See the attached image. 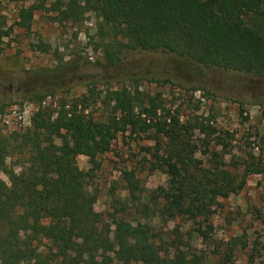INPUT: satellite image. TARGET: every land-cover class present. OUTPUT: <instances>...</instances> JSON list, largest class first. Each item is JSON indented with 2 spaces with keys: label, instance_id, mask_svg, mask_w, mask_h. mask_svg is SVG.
Returning a JSON list of instances; mask_svg holds the SVG:
<instances>
[{
  "label": "rangeland",
  "instance_id": "obj_1",
  "mask_svg": "<svg viewBox=\"0 0 264 264\" xmlns=\"http://www.w3.org/2000/svg\"><path fill=\"white\" fill-rule=\"evenodd\" d=\"M50 1L0 0V31L5 33L0 37V135L29 127L38 108H49L53 121L63 102L80 103L84 114L104 120L113 110L110 92L120 88L137 89L146 101L159 98L179 117L173 143L185 148V166L210 213L195 218L162 213L166 195L172 200L178 191L165 172L151 170L152 152L165 155L173 145L152 128L118 132L93 164L83 154L76 157L80 170L93 169L95 210L108 222L112 212L146 225L166 255L181 250L201 256L204 264L226 263L227 256L229 264H264V77L203 66L160 50L126 49L108 65L98 43L100 30L107 29L101 18L85 11L77 21L56 19ZM34 3L43 7L34 10L29 26L17 25L19 10ZM40 42L49 50L40 51ZM47 87L52 92L41 101L30 100L33 89L46 92ZM199 122L205 132L195 127ZM7 163L20 171L15 156ZM0 177L9 184L4 173Z\"/></svg>",
  "mask_w": 264,
  "mask_h": 264
},
{
  "label": "trees",
  "instance_id": "obj_2",
  "mask_svg": "<svg viewBox=\"0 0 264 264\" xmlns=\"http://www.w3.org/2000/svg\"><path fill=\"white\" fill-rule=\"evenodd\" d=\"M42 7L34 3L21 8L16 24L28 27L34 10ZM49 10L56 19L71 21L85 11L96 13L107 27L100 30L98 43L108 65L119 61L126 49L160 50L203 66L264 77V0H52ZM36 46L42 52L50 48L43 42ZM49 87L46 92L33 89L30 100L41 101L52 92ZM110 99L113 110L104 120L84 114L80 103L63 102L53 121L49 108H38L29 127L0 135V173L9 180L7 184L0 177V264H204L201 256L181 250L161 253L146 225L112 212L108 222L95 210L93 169L80 170L76 157L83 154L93 164L118 132L152 128L173 145L165 155L152 152L151 170L165 172L170 187L178 191L172 200L166 195L162 213L190 218L210 213L185 166V148L173 143L181 128L179 117L159 98L144 100L137 89L111 91ZM195 127L200 132L207 128L202 122ZM13 156L19 172L7 163ZM225 261L218 264H229L228 256Z\"/></svg>",
  "mask_w": 264,
  "mask_h": 264
}]
</instances>
